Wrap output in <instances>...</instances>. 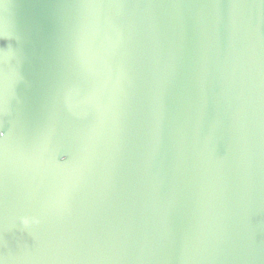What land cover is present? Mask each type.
I'll list each match as a JSON object with an SVG mask.
<instances>
[{
  "label": "water",
  "instance_id": "1",
  "mask_svg": "<svg viewBox=\"0 0 264 264\" xmlns=\"http://www.w3.org/2000/svg\"><path fill=\"white\" fill-rule=\"evenodd\" d=\"M0 264H264V0H0Z\"/></svg>",
  "mask_w": 264,
  "mask_h": 264
}]
</instances>
